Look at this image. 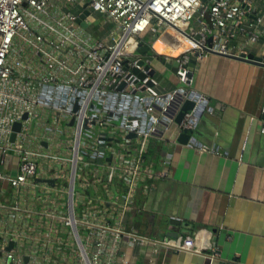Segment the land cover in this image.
<instances>
[{
    "label": "built area",
    "instance_id": "1",
    "mask_svg": "<svg viewBox=\"0 0 264 264\" xmlns=\"http://www.w3.org/2000/svg\"><path fill=\"white\" fill-rule=\"evenodd\" d=\"M259 1L262 9L256 10ZM87 2L91 15L85 20L91 25L94 13L102 15L104 36L77 21ZM68 3L73 10L64 8ZM263 20L264 0H0V158L20 155L19 173L0 172V180L20 188L37 175L42 160L55 179H68L60 210L30 211L62 225L71 248L64 264H109L104 254H117L125 238L182 249L128 227L125 215L136 207L139 191L165 175L148 159L152 140H166L173 125L178 138L194 130L206 109L205 97L195 93L192 58L240 55L243 48L235 50L233 40L244 35L247 44L256 42ZM135 41L148 51L134 50ZM169 61L176 63L177 83L167 89L157 63L167 67ZM186 101L195 105L177 123ZM36 118L46 122L48 145L24 148ZM17 122L21 129L12 141ZM186 145L220 153L192 137ZM2 250L4 264H22L21 254Z\"/></svg>",
    "mask_w": 264,
    "mask_h": 264
},
{
    "label": "crops",
    "instance_id": "2",
    "mask_svg": "<svg viewBox=\"0 0 264 264\" xmlns=\"http://www.w3.org/2000/svg\"><path fill=\"white\" fill-rule=\"evenodd\" d=\"M257 7L262 9L261 1ZM259 30L256 42L247 44L246 36L240 35L232 47H242L251 57L264 56V20ZM157 67L167 75L162 81L167 89L176 85L171 69L160 63ZM194 86L195 93L205 97L206 109L191 137L220 153L199 152L176 141L179 133L173 125L166 140H152L148 152L154 168L165 175L154 180L149 191H139L136 207L124 220L128 227L180 243L182 249L125 238L117 254H104L109 264H264V66L211 54L197 61ZM45 123L32 121L22 147L37 149L48 141ZM49 142L53 146V140ZM49 166L42 160L37 175L20 188L0 180V264L5 262L3 248L21 254L22 264L65 263L69 252L62 225L30 212L58 211L67 199L68 179H55ZM19 171L18 153L10 152L4 162L0 158V172L16 176ZM98 188L102 194V185ZM171 218L184 226L160 224ZM178 229L177 238L168 236ZM18 235L27 237L24 243Z\"/></svg>",
    "mask_w": 264,
    "mask_h": 264
},
{
    "label": "water",
    "instance_id": "3",
    "mask_svg": "<svg viewBox=\"0 0 264 264\" xmlns=\"http://www.w3.org/2000/svg\"><path fill=\"white\" fill-rule=\"evenodd\" d=\"M91 15V11L88 9V2L84 5V10L83 12H81L77 18V21L84 27V28H87L89 27L90 25V22L86 21L85 19L87 17H89ZM157 37V36H156ZM212 38L210 37L209 40H211ZM138 42L135 41L133 43V48L134 50H136L138 53L140 54H144L148 51V47H144V48H140L138 45ZM213 54H216V55H220V56H224V57H228V58H232V59H236V60H239V61H243V62H247V63H250V64H253V65H258V66H264V56H249L246 52H242L240 55H227V54H221V53H218V52H213ZM165 62V61H164ZM173 63V62H172ZM196 63H197V60H196V57L194 56L191 60V65L195 68L196 66ZM167 67L169 69H171L173 72L176 71V63H174L173 65L169 62H167ZM155 70L153 69L152 72H154ZM195 105V102L194 101H186L180 111V113L178 114L177 118H176V122L179 123L184 114L188 111H191L193 109ZM28 117L27 114L24 115V118L26 119ZM263 119H264V114L261 116ZM71 124H73V121L71 122ZM14 131L12 133V136H11V140L14 141L15 138H16V134L18 131H20L21 129V122H17L14 124V127H13ZM192 135V131L189 130V131H185L183 132L179 138H178V142L180 143H183V144H186L189 140V138L191 137ZM136 136L135 133H130L128 134V137H134ZM45 145L46 144V141L44 142ZM101 150H104L103 148H101ZM89 160L91 161H94V162H98V163H102L103 162V158H98V159H93V158H88ZM111 158H107V160H110ZM48 182L50 183H53L55 182L53 179H49L47 180ZM170 222L172 224H175L176 226H179V227H183L184 224L182 221L180 220H176L175 218H171L169 220H163L161 219L160 220V224L162 225L163 222ZM181 233V230L178 229V230H175V231H170L168 232V236L170 237H174V238H177L179 236V234ZM11 247H13V242L10 243L8 249H11Z\"/></svg>",
    "mask_w": 264,
    "mask_h": 264
},
{
    "label": "rangeland",
    "instance_id": "4",
    "mask_svg": "<svg viewBox=\"0 0 264 264\" xmlns=\"http://www.w3.org/2000/svg\"><path fill=\"white\" fill-rule=\"evenodd\" d=\"M73 5H74V3H68V4H66V6L64 8H70L73 10ZM94 19H95V21L90 25L89 29L90 30H93V29L96 30L94 32L96 35H100V33H101L104 36L106 34V31L101 30L100 28H102V26H104L107 23V21L104 19V17L102 15H100L98 13H94ZM109 29H110V27H109ZM158 71H159L158 78L160 79V81L166 82L167 81V77H166L167 75L161 74L162 73L161 70H158ZM98 130H99V126H98ZM59 182H60V180H59ZM64 236H66V235H64ZM67 236H69V233H67ZM66 248H67L68 252H71V248H69L67 246H66Z\"/></svg>",
    "mask_w": 264,
    "mask_h": 264
},
{
    "label": "bare ground",
    "instance_id": "5",
    "mask_svg": "<svg viewBox=\"0 0 264 264\" xmlns=\"http://www.w3.org/2000/svg\"><path fill=\"white\" fill-rule=\"evenodd\" d=\"M175 52H177V50Z\"/></svg>",
    "mask_w": 264,
    "mask_h": 264
}]
</instances>
